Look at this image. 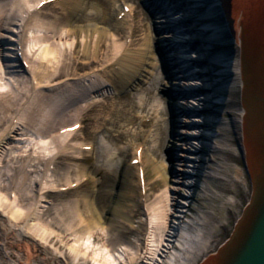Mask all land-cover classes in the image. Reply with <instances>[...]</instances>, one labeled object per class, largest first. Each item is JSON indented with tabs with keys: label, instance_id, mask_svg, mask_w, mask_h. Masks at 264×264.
Wrapping results in <instances>:
<instances>
[{
	"label": "rangeland",
	"instance_id": "374dc122",
	"mask_svg": "<svg viewBox=\"0 0 264 264\" xmlns=\"http://www.w3.org/2000/svg\"><path fill=\"white\" fill-rule=\"evenodd\" d=\"M141 1L88 0L89 4L91 2L99 4L101 12L91 9L87 4V8L77 16H70L65 13L63 6L53 0L51 6L46 7L43 5L44 8L40 14L35 13L31 17L29 16L26 23L21 24L20 22V27H17L18 23L12 26L10 30L14 34L10 33L15 35V38L19 37L23 45H25L27 36L31 34L37 35L38 38L40 37L39 39L44 34H48L49 40L46 41V44L54 46L55 49L52 59L47 63L48 68L46 71H49L50 74H60L59 80H68L67 84L58 90H62L66 86L72 88L78 83V80H69L70 78L82 77L91 80L98 77L97 73L101 74L102 72L104 74V72H107L106 75L102 76L110 79L113 75H116V71H112V69L114 62L121 54L129 53L128 55L132 56L131 59L135 60L137 53L143 51L142 47L148 44L147 42H150L153 36L156 35L155 27L159 25L156 17L159 13L155 17L154 13L149 12ZM10 2L11 0L2 2L1 15L7 11ZM109 4L111 6L106 8L105 6ZM124 4L129 6H124ZM123 9V12H125L124 21H122V13L119 14ZM1 15L0 35L5 32L3 30L5 19ZM220 16L212 18L215 26L221 25L220 31L223 38L222 41H220V38L217 41L218 52L226 55L229 61L232 59L237 61L231 63L233 67L227 64L224 75L222 74L228 84H234L233 87L225 91V109L211 111L214 114L213 116L225 118L226 126L220 128L213 126L212 121L207 122L208 130L212 133L210 137L213 136L214 140L217 141L218 148H216V143L214 145L209 143L201 154L203 155L201 159L200 154H192L190 151L180 152L183 155H180L179 159L170 160L171 182L169 181V183L174 184L175 189L173 192L168 189L167 184L154 169L153 164H146L139 158L140 162L137 164L143 166L146 183L142 186V197L138 190L132 195V198L139 202L140 206L136 207L132 202L129 203L130 209L127 210L139 227L137 230H130L129 226H125V239L135 241V238L139 237L142 242L140 248L145 250L146 246L143 242L146 243L144 236L147 227L145 222H141L146 218L143 203L148 206L160 204L159 206L163 207L165 203L163 194L173 197V209L169 210L171 212L169 214L171 222L174 221V216L178 214L177 211L182 208L180 206L184 204L182 202L188 203L189 212L187 214L194 220L193 227L200 236L196 239V243L185 250L186 258L180 264H200L208 254L216 251L233 232L237 220L242 215L252 195V183L242 148L241 86L237 84V79H235L240 73V68L236 65L239 60L240 46L229 33L222 12ZM39 17L42 19L38 20ZM88 18L100 21V29H106V31L104 33L96 31L90 38H87L86 33L80 30L77 33L70 32L71 25H83ZM36 20H38L39 25L44 24L43 22H51V25L41 26L43 31L40 32L33 28L30 31L29 28L36 25ZM27 22L31 25H28ZM198 26H196V29H198ZM59 38H62L60 44ZM87 41L88 44H86ZM41 43L30 54V58L34 60L33 64L27 66L26 76H30L33 83L30 84V79L26 80L25 77L20 78L17 75V79L12 80L10 87L0 89V93L5 94L8 98L9 96H15L20 91L30 92L33 87H38L39 84L34 79L35 74L40 70L38 62L41 57L37 58L36 53H41L40 50L43 47ZM3 44L0 41V53L3 50ZM95 68H100V72H94ZM155 70L154 73H148L144 76L139 84L131 85L122 90L119 89L117 92H112L108 88L109 91L102 89V93L99 91L95 96L92 93H88L87 96L74 94L71 98L79 97L76 105L70 106L67 103H60L62 111L59 112L58 117L54 114V119L61 117L64 124L75 123L78 120L80 122L72 127L61 128L60 132L63 140L70 143L71 152L63 159L54 160L50 164L51 170L47 178L50 183L55 184V187L50 183L48 184L51 186L45 183L46 166L44 163L50 156H54L57 150L47 158H45L43 152L40 153L41 158H39V154L34 155V162L31 161L29 156L32 153V143L38 139V135L33 134L32 130L42 125H35L31 120L33 116L40 119L41 114H44L45 111L42 112L41 108L35 103L29 105L25 100H20L8 112V123L5 122L4 125L13 123L11 119L14 117L17 129L11 133V138L8 141L3 142L4 145L11 146L9 149L11 154L2 156L4 166H0V204L2 207V211H0V264H95L91 255H77L72 249L73 244L79 238L80 232L85 231L88 226V220L73 221L69 218V215L79 210L75 202L84 193H90L92 197H95L99 209L105 214L107 213L110 199L112 195L116 194L119 181L116 168L109 166V159H111L113 150L116 149L118 152L116 155L123 158L125 156L123 148L129 149L130 146L132 152L137 145H141L142 154L147 150L156 156L159 161L164 157L166 159L168 154L167 139L174 131V127H172L171 121H165V111L162 109L160 110L161 117L153 126L151 119L154 118L145 116L147 115L146 111L159 108L160 99L163 97L159 90L165 73L159 68ZM11 76L10 73L6 74L0 70L1 83L12 78ZM146 88L151 89L149 95L146 94ZM43 90L50 91L48 88ZM85 103L88 107L84 109L81 119L74 116L71 118V115L76 112V107L83 106ZM211 103H209V108L214 105L213 102ZM140 104L143 106L142 109ZM2 115L1 113L0 117ZM141 115L144 117V123L137 118ZM24 121H27V124L23 123ZM64 124L56 125L55 128L60 129ZM183 126L187 130H193L194 128L191 121L183 123ZM27 129H31V133ZM151 129L152 131H149ZM103 130L108 131L106 140L97 137L102 135ZM218 130L221 132H218ZM72 131L73 133L76 132L75 136L70 133ZM153 133L155 135L152 138ZM91 141L95 143V147L91 152L78 147ZM80 151L83 152L81 154L83 158L76 157L80 154ZM142 154L139 153L140 156ZM179 162L183 165L181 171L177 169ZM84 163L89 166L91 174L87 179H85L86 176L77 173L76 170L79 164L82 166ZM191 164L196 169L194 173L191 171L192 168L188 167ZM72 179L73 181L70 182ZM135 179L139 181L137 175ZM137 181L135 184L140 188ZM79 182H82L81 186L77 185L72 190L62 189ZM187 190H191L192 193L190 194ZM42 199L44 201H41ZM40 204H43V206ZM36 210L41 213H39V217L33 218V213ZM131 210L132 212H130ZM33 221L35 224L31 223ZM90 224L94 234L93 242L99 246H107L106 248L112 252L116 251L117 242L113 238V227L111 230L105 228V231H102L97 227L94 228V224ZM122 224L126 225L125 223ZM171 224L173 226V223ZM44 229L49 232L45 237L42 234ZM29 230L32 232L31 234L26 232ZM36 233L39 239L34 237L33 234L36 235ZM82 247L81 244H77L78 250H83ZM129 256H133V254ZM162 256V260L168 263L164 253ZM135 264H139V262H135Z\"/></svg>",
	"mask_w": 264,
	"mask_h": 264
},
{
	"label": "bare ground",
	"instance_id": "6f19581e",
	"mask_svg": "<svg viewBox=\"0 0 264 264\" xmlns=\"http://www.w3.org/2000/svg\"><path fill=\"white\" fill-rule=\"evenodd\" d=\"M3 1L4 0H0V10L3 7ZM52 1L53 0H11L10 6L7 8V11H5L6 14L4 13V16L0 14L2 18L5 19L3 28L5 32L0 35V41L4 43L3 50L0 53V70L6 74L10 73L12 75V78H9V80L4 81L3 83L0 82V89L10 87L12 80L17 79V75L20 78L25 77L26 80L30 79V82H28L30 84L33 83L30 76H26L27 68L34 62V60L30 58V54L33 49L41 43V41V44L43 45L40 50L41 53L37 54L35 52L37 58L41 57V60L38 62L40 70L37 71L34 79L37 84H39L38 87H33L30 92H26L25 90L20 91L15 96H9L10 98H7L5 94L3 95L0 93V114H3L0 117V166H4L2 156L5 154H11V152H9L11 146L4 145L3 142L8 141V139L11 138V133L17 129L14 117L11 119V122L13 123L6 126L4 124L9 117L8 112H10L20 100H25L29 105L35 103L41 108L42 112H46L41 114L42 116L40 119L33 116L31 120L35 125H42L37 129L32 130L33 134L36 133L38 135V139L32 143V153L29 154V156L31 161L34 162V155L39 154L38 156L41 158L43 152V155L47 158L57 150V153L46 159L44 163L46 166V172L44 174L46 180L45 183L48 186H51L50 184L52 183H50L47 178L51 170L50 164H52L54 160L58 161L59 159H63L69 152H71L70 143L63 140L60 132L61 128L72 127L80 122L78 120L75 123L64 124V120L61 119V117L54 119V114L58 117L59 112L61 113L62 111L60 103H67V105L70 106L73 104L76 105L79 97L71 98L74 94L87 96L88 93H92V95L95 96L99 91L102 93V89L108 90V88L112 92H117L119 89L122 90L131 85L139 84L140 80L148 73L151 74L156 71L155 69H161V71L165 73V77L161 83L162 86L159 91L164 98L162 97L163 100L160 99L159 108H153L146 111L147 115L145 116L148 118H154L153 120L151 119L153 126L161 117L160 110L162 109L165 111V121H171L174 131L167 139V157L166 159L164 157L159 161L156 156L152 155L147 150L142 154L141 145H137V147L133 149L135 153L133 151L131 152L130 146L129 149L123 148V153L125 154L123 158L116 155L118 153L116 149L113 150L111 159H109V166L111 168H116L117 176L119 177L116 194L114 196L112 195L110 206L106 214L99 209L95 197H92L90 193H84L76 200L75 205L79 207V210L70 214L69 218L73 221L87 219L88 226L85 231L82 230L80 232L79 238L77 242L73 244L72 249L77 255H91L95 264H135V262H139V264H180L186 258L185 250H187L188 247H191L192 244L196 243V239L200 236L196 232L195 227H193L194 220L187 214L189 209L188 203L186 202H182L184 204L180 205L182 208L177 211L178 214L174 216V221L172 222L169 219V214L171 213L169 210L173 209V197L163 194V201L165 202L163 207H160V204H152L151 206H148L143 203L146 218L141 222H145L147 227V232L144 236L146 243L143 242L146 246L144 248L145 250L140 248L142 242L139 237L135 238V241L125 239V226H129V228H131L130 230H137L139 227L127 212V210L130 209L129 203L133 202L136 207L140 206V203L132 198V195L137 190L140 191L141 195V191H143L142 186L146 183L145 172L143 166L137 164L140 162L138 159L141 158L142 162H146V164H153L154 169L161 175L162 179L167 184L168 189L173 192L175 189L174 184L169 183V181L171 182L169 172L171 169L170 160L173 161L179 159L180 155H183L184 152L190 151L192 154L196 153L197 155H201L206 149L207 144L210 143V145H214L216 143L217 145V141L214 140V137H210L212 133L208 130L207 122L212 121L213 126L220 128L226 126L225 118L222 116L215 117L211 111H222L225 109V91L228 88L233 87L232 85L234 84H228L223 75L226 65L228 64L229 66L230 64V66H232L233 64L231 65V63L237 61H234V59L230 61L227 60L226 55L221 54L217 49V41L219 38L220 41H222L223 37L220 31L221 25L215 26L212 18L221 17V12L226 19L229 33L240 46L239 60L236 63L240 68V73L235 79H237V84L241 86L240 99L242 109L240 110V113L241 115L243 114L241 119V127L243 131L242 148L245 154L248 111L246 106H244V98L249 99V66L246 46V27L249 15L242 14L240 21L236 18V0H142V4L146 9H149V12H153L155 17L157 16L156 14L159 13L156 17L158 18L157 21L159 25L158 27H155L156 35L153 36L150 41L151 43L147 42L148 44L142 47L143 51L137 53V58H135V60L131 59L132 56L128 55L129 53L125 52L124 54H121L114 62L112 71H116V75H113L112 78L108 79L107 77L102 76L104 74L106 75L107 72H104V74H102V72L101 74L97 73L98 77L91 80L82 77L70 78L69 80H78V83L72 88L66 86L62 90H58L63 85H66L68 80H59L58 78L60 74H50L49 71H46L48 68L47 63L52 59L55 49L54 46H48L46 44V41L49 40L48 34H44L41 37L42 40L39 39L40 37L38 38L37 35L31 34L27 36L25 45H23L19 40V37L15 38V35H13L14 33L10 30V28L17 23L19 24L17 27H20V22L21 24L26 23L29 16L31 17L35 13L40 14L41 10L44 8L43 5L46 7L51 6ZM55 1L57 4L63 6L65 13H68L70 16H77L82 10H85L87 4H89L88 0ZM108 6H111V4L105 7L108 8ZM124 6L129 5L124 4ZM88 7L96 9L98 12L100 11V5L96 2H91ZM123 11L124 9L119 12V14L122 13V18L125 16V12ZM40 19L42 18L39 17L38 20ZM38 20H36V25L29 28L30 31L33 28L40 32L43 31L41 26H44L45 24L51 25V22H43L44 24L39 25ZM122 21H124V18ZM99 22L100 21L94 18H88L87 22L83 25H71L70 32L77 33L80 30L86 33L87 38H90L96 31H100L101 33L106 31V29H100L101 26ZM27 24L31 25L28 22ZM196 26H198V29H196ZM59 39L60 44L62 38ZM86 44H88V41ZM7 61L9 63H6ZM93 71L100 72V68H95ZM44 88H48L50 91L46 92L43 90ZM145 91L146 94L149 95L151 89L146 88ZM211 102H213L214 105L209 108V103L212 104ZM86 104L87 103L83 106H77L76 112L71 115V118L74 116L75 118L81 119L84 109L88 107ZM140 108H143L142 104H140ZM47 110L49 111L47 112ZM42 117L45 119L43 120ZM137 118L141 119L140 121L144 123V117L142 115ZM187 121H191L194 125L193 130H187L186 127L183 126V123ZM23 123L27 124V121H24ZM59 124L64 125H62L60 129L55 128V126ZM27 130L31 133V129ZM103 131L102 135L97 137L106 140V133L108 131ZM149 131H152V129ZM218 132L221 131L218 130ZM70 133L74 136L76 135V132L73 133L72 131ZM154 135L155 134L153 133L151 137L153 138ZM94 144L95 143L91 141L90 143H83V146L80 145L78 147L82 150L91 152L95 147ZM2 145L3 147H1ZM116 146L119 147L118 145ZM216 148H218V145ZM82 153L83 152L80 151V154L76 155V157L83 158L81 155ZM139 153L140 155L142 154V156H140ZM202 156L203 155H201L200 159ZM245 160L246 163H248L246 154ZM178 165L177 169L178 171H181L183 165L181 162H179ZM249 166H251L250 162L248 163V166L246 164L247 170ZM77 167V173L86 176L85 179L91 175L87 164L84 163L82 166L79 164ZM188 167L192 168L191 171L193 173L196 172L194 165L191 164V166ZM136 175L139 181L135 179ZM249 176L252 183L253 195L254 177L251 178L250 173ZM72 181L73 179L70 182ZM136 181L139 182L141 189L135 184ZM70 182L68 181V183ZM81 184L82 182H79L62 189L69 191L77 185L81 186ZM52 186L55 187V184L53 183ZM188 192H190V194L192 193L191 190ZM252 195L249 202L246 204L242 215L235 224L234 236L232 235L234 233L233 230L231 235L222 243V245L216 251L208 254L200 264H210L212 260L221 256L219 251L224 245L227 244L229 249L235 243L237 227L248 213H246V210L248 209L249 211L251 208L250 206L253 204ZM41 201L44 200L42 199ZM40 205L43 206V204ZM0 211H2L1 204ZM130 212H132V210ZM39 213L41 212L38 210L34 211L33 218L38 216ZM31 223L35 224L34 221ZM90 223L95 225L94 228L97 227L102 231H105V228L111 230L113 227V238L117 242L116 251L112 252L106 248L107 246H99L93 242L94 234L92 233V225ZM107 223L108 225H106ZM122 223H125L126 225ZM171 223H173V226H171ZM26 232L29 234L32 233L30 230ZM37 233L36 235H33L39 239ZM48 233L49 232L44 229L42 234H44L45 237ZM78 243L83 246V250L80 251L77 249ZM163 253L167 258L168 263L162 260ZM131 254H133V256H129Z\"/></svg>",
	"mask_w": 264,
	"mask_h": 264
},
{
	"label": "water",
	"instance_id": "95a60500",
	"mask_svg": "<svg viewBox=\"0 0 264 264\" xmlns=\"http://www.w3.org/2000/svg\"><path fill=\"white\" fill-rule=\"evenodd\" d=\"M242 14L249 15L246 27L249 99L244 98L248 111L245 154L251 165L248 172L251 178L254 177L253 204L237 227L235 243L229 249L227 244L224 245L219 251L221 256L210 264H264V0H236L239 21Z\"/></svg>",
	"mask_w": 264,
	"mask_h": 264
}]
</instances>
